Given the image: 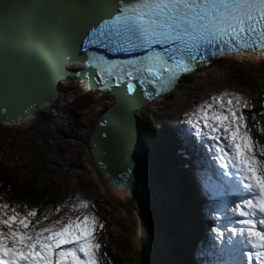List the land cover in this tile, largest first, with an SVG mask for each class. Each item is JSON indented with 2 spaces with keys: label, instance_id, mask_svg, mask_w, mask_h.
I'll list each match as a JSON object with an SVG mask.
<instances>
[{
  "label": "rangeland",
  "instance_id": "374dc122",
  "mask_svg": "<svg viewBox=\"0 0 264 264\" xmlns=\"http://www.w3.org/2000/svg\"><path fill=\"white\" fill-rule=\"evenodd\" d=\"M76 77L67 75L62 78L60 93L48 106L39 109L29 124H26L28 119L10 125L0 122V173L9 175L19 190L32 186L36 195L59 193L66 197L65 209L48 217V220H41L39 226H45L61 217L66 222L69 216L82 218L85 214L94 215L98 225L103 224L102 228L97 226L95 230L97 240L102 245L99 252L100 264H160L150 249L162 246L153 236L159 228L161 231L163 228L167 231L169 248L163 249L162 252L166 256L164 259L172 264H177V260L181 261L180 264H196L195 248L200 241L213 240L214 247L218 250L216 253H222V249L228 252V248H233L227 243L228 230L237 226L234 222L240 217L231 209L240 199H246V192L233 193L234 189L228 179L221 175L222 169L216 160L217 154L213 147L220 142L210 139L218 133H212L210 129L205 128L203 121L197 119L199 114L196 117H188L186 108L188 106L191 110L195 105L199 107L205 102H213L214 108L219 109L220 101H213V97H219L225 92L239 93L248 100L249 107L244 109L248 123L254 135L264 143V135L258 133L260 126L264 125V58H238V61L232 57L213 58L206 66L197 67L179 77L165 97L155 104L141 106L136 113L140 136H143L141 145L149 176L161 188L162 194L166 192L169 195L173 206L175 193L172 190L176 191V186L182 185L188 202V191L192 184L188 179H191L190 172H193L201 202L205 199L197 207L193 206L191 200L189 211L184 208V215L189 221V230L186 224L185 230L189 232L185 231L182 238L178 235L179 241L172 236L181 233L179 226L184 225L183 218L179 219L177 226H172L175 208L172 207L173 211L165 210L163 196L156 187L146 191L144 184H137V187L142 185V189L145 187V191L139 193V203L137 199L132 198L130 191H126L128 194H121L115 190L95 168L90 156L89 135L100 112L115 98L108 90L92 88L84 91L83 85ZM228 99L227 96L223 97L225 105ZM189 119L194 123L198 122L202 132L207 135H198ZM187 127L191 130L188 135L180 136L177 133ZM197 137L200 139L198 142ZM187 144L191 150H197L199 147L202 149L207 156V166L217 175L218 181L213 179L207 186V179L211 177L208 170L205 169L207 175L204 177L205 174L200 168L186 167L188 162L178 148ZM194 161L197 166L204 160ZM194 170L202 173V186L198 185L199 178H196ZM167 184L169 190L172 186L171 191L167 189ZM135 189L137 190L136 186ZM195 194L197 193L194 192ZM206 195L215 199L216 210L220 216L213 217L215 219L212 224L206 225L203 236L200 237L196 236V233L199 234L196 220L199 221L201 216H205L203 204L207 200ZM226 197L228 200H225ZM133 199L146 219L145 229L150 248L144 249V234L141 236L139 232V225L144 222L136 213ZM81 200L89 201V206L73 207ZM216 227L224 232L222 240L217 239V234L212 231ZM180 239H184L182 245L179 243ZM237 239L238 236H233L234 241ZM239 245L240 250L237 248ZM248 246L245 243L237 244L233 248L237 250L231 258L233 261L222 259L221 264H239L240 254L247 258V250L244 249Z\"/></svg>",
  "mask_w": 264,
  "mask_h": 264
},
{
  "label": "snow or ice",
  "instance_id": "6c2138e0",
  "mask_svg": "<svg viewBox=\"0 0 264 264\" xmlns=\"http://www.w3.org/2000/svg\"><path fill=\"white\" fill-rule=\"evenodd\" d=\"M105 25H110L107 32L103 31ZM92 31L100 38L89 37L85 43L113 52L146 50L135 57L136 63L128 61V69L121 68L120 73L130 76L134 71L159 84V94L173 85L180 72L191 67L193 52H199L201 45L223 42L228 47L221 51L254 45L264 48V0H121L112 20ZM88 63H93L91 57ZM105 63L109 76L114 75L117 62ZM128 90L132 91L131 85ZM225 96L229 97L226 105ZM212 100L220 101L219 109L213 102H205L191 115L198 113V121L218 133L210 139L220 142L213 147L221 175L234 190L246 192L249 197L240 199L231 209L240 218L234 222L237 226L228 230L227 243L233 248L239 243L248 244L245 264H264V143L248 123L246 97L225 92ZM189 123L198 135H207L198 122L189 119ZM258 133L264 135V125ZM88 206L89 201L81 200L73 207ZM42 219L48 220V216L39 215L36 209L25 213L0 203V264H100L102 245L95 230L103 224L98 225L94 215L69 216L66 222L61 217L39 226ZM212 231L217 239H223L219 227ZM233 236L238 239L234 241Z\"/></svg>",
  "mask_w": 264,
  "mask_h": 264
},
{
  "label": "water",
  "instance_id": "95a60500",
  "mask_svg": "<svg viewBox=\"0 0 264 264\" xmlns=\"http://www.w3.org/2000/svg\"><path fill=\"white\" fill-rule=\"evenodd\" d=\"M99 1L108 3L98 6L84 0H0V122L15 124L27 115L34 116L60 93V80L67 75L85 79L86 88H109L115 99L95 120L89 150L102 177L113 188L124 190L130 182L149 175L138 119L132 109L156 97L158 91L134 103L122 93L123 85L120 92L111 88L108 72L104 73L103 82L87 79L96 61L112 60L93 55L89 43H84L81 55L73 52L72 36L68 39L66 34L80 15L95 10L85 41L92 38V30L97 29L99 22L118 12L121 6V0ZM71 60L83 62L86 68H66L65 62ZM113 60L128 62L121 58ZM176 83L177 78L161 92L169 91Z\"/></svg>",
  "mask_w": 264,
  "mask_h": 264
},
{
  "label": "trees",
  "instance_id": "16d2710c",
  "mask_svg": "<svg viewBox=\"0 0 264 264\" xmlns=\"http://www.w3.org/2000/svg\"><path fill=\"white\" fill-rule=\"evenodd\" d=\"M197 107L198 105H195L193 106V109L190 110L187 106L186 108L187 116L191 117L192 116L191 113H193L197 109ZM190 131H191L190 128L187 127L186 129L183 128L181 131L178 130L177 133L180 134V136H183L184 134L188 135ZM196 140L199 141L200 139L197 137ZM185 144H186V141H185ZM178 151L182 153V151L179 148H178ZM186 159L188 158H185V160ZM201 171L205 172L204 169ZM190 173L192 174V172ZM186 174H187V170H186ZM195 175L201 178V175L199 173L196 172ZM188 180L193 182V178L188 179ZM186 182H187V179H186ZM168 184H169V180H168ZM168 184H167V189H168ZM153 185L161 192V188L155 183V181H153ZM171 187L172 186H170V190L168 189L169 191H171ZM189 189L191 192V187H189ZM117 191L123 194L121 191L119 190ZM172 192L175 193V197H173V206H172L171 201L169 200V195L166 192L164 194H162L161 192V194L163 196V201L165 202V210L173 211L172 207L175 208L176 214L172 215V221H171L172 226L174 224L177 226L179 219L183 218L184 225L179 226V228L181 229L180 230L181 233L174 234L173 236L171 234L172 238L176 239V241H179L178 240L179 236L180 238H182V235H184L186 231L185 224L187 225V230H189L188 217L184 215L183 211H184V208L185 210L189 208L191 200H192L191 196L194 195V193L189 196V201L187 202L185 198V194L182 193L181 190L180 192H177L173 189ZM206 197H207V200L203 204V207L208 217H205V220H208L210 222L211 219H215L213 217L220 216V213H218L214 208L215 207L214 199L211 198L209 195H206ZM64 200L66 201V197L60 195L59 193L58 194H47V195H42V194L36 195L35 189L32 186L19 190L14 180H12V178L9 175L0 173V203H8L9 205L14 206L17 211H22L26 213L30 209H36L39 215H47L48 217H50L62 211L63 209H65ZM22 206H27V207H22ZM57 208H59L60 210L56 211ZM186 232H189V231H186ZM153 236L156 237V240L158 239L162 245V246L150 248L149 240H148L149 238L147 239V247L151 249V251L154 254L155 259H157L160 264H172V262L170 261L167 262L164 259L165 255L162 252L163 249L168 247V244L170 242L166 229L163 228V231H161V229L159 228V230L155 231ZM183 241L184 239H180V242H179L180 245L183 244ZM195 249H196L195 255L197 256L196 264H221L222 259L223 260L230 259V262L233 261L231 259V256L234 252L233 249H231L229 253L226 252L227 254L225 255H223V253H221L220 251L219 253H216V251L218 250L214 247V241L210 239L198 242ZM180 263L181 261L178 262L177 260V264H180Z\"/></svg>",
  "mask_w": 264,
  "mask_h": 264
},
{
  "label": "bare ground",
  "instance_id": "6f19581e",
  "mask_svg": "<svg viewBox=\"0 0 264 264\" xmlns=\"http://www.w3.org/2000/svg\"><path fill=\"white\" fill-rule=\"evenodd\" d=\"M83 1V0H82ZM86 3H90V1H93V3L94 4H96V5H103V4H107L108 2H104V3H102V2H100L99 0H84ZM107 1H109V0H107ZM127 3V2H126ZM94 15H95V10H91L90 12H88V13H83L82 15H80L79 17H78V19H76V22H75V24L74 25H72V30L71 31H68V33L66 34V36H68V39L69 38H71V36H72V39H71V41L70 42H72V45H73V47H72V51L74 52V51H76V53L77 54H82L83 53V51H82V49H83V45H84V43H85V38H86V34H87V32H88V26H89V24L91 23L90 22V20H93V18H94ZM240 56H232V58L234 59V58H236L237 59V61H238V58H239ZM249 59H253V60H258V59H262V58H260L259 56H257V55H251L250 56V58ZM250 61V60H249ZM97 64H99L100 66L99 67H97L96 66V73H101V74H103L104 75V73H107L108 71H107V68H108V65L105 63V62H101V61H98L97 62ZM96 64V65H97ZM80 66H81V62L80 61H74V60H71V61H67V62H65V67L66 68H69V69H77V68H80ZM121 68H123V69H128V64L127 63H122V62H117V66L116 67H114L113 68V71H114V75H111V77H113V78H115V79H130V78H140V77H142V76H139L136 72H132V75H126V74H124V75H121V73H120V69ZM75 76H77V75H75ZM182 76V74L180 75H178L177 76V79L179 78V77H181ZM77 78V80L83 85V87L85 88V89H87V90H89V89H92V88H97V89H99V90H108L109 91V88H98V87H96V86H92V87H90V88H86L85 87V79H83V78H81V77H79V76H77L76 77ZM173 88V87H172ZM171 88V89H172ZM170 89V90H171ZM169 90V91H170ZM168 90L167 91H165V92H161V93H159L156 97H154L153 99H150V100H147L146 102H143L142 104H140L138 107H136V108H133L132 109V112L133 113H135V115H136V113H137V111L141 108V106H143V105H147V104H155V103H157L159 100H161L163 97H165L166 96V93L167 92H169ZM59 94V93H58ZM56 98V97H55ZM54 98V99H55ZM53 99V100H54ZM49 104H47V105H44L43 107H46V106H48ZM42 107V108H43ZM35 116L36 115H34V116H30V115H27L23 120H27L28 119V122L26 123V124H29L34 118H35ZM137 118V117H136ZM22 120V121H23ZM138 121V120H137ZM4 124H8V125H10L9 123H4ZM16 124V123H15ZM138 125H139V122H138ZM139 127V126H138ZM140 129V128H139ZM140 135H141V130H140ZM143 136H141V138H142ZM188 138H186V140H187ZM185 140V141H186ZM189 140V139H188ZM226 143V142H225ZM188 145V144H187ZM192 151H194L195 153H198V157L199 158H203V159H205L206 160V155L204 154V152L202 151V149L199 147V149H197V150H192ZM206 163V162H205ZM182 167V166H181ZM209 167V166H208ZM186 176V174L184 175V177ZM177 178V177H176ZM149 179H151L150 178V176L148 175V177H146V176H141V178H139V180L137 179V180H135V181H132V182H130L127 186H125V188H124V191H130V193H131V195H132V198H134V199H137V201L140 203V201H141V199H140V197H139V193L140 192H144L145 191V189H146V191L147 190H149V189H153L152 187H155L154 185H153V183L151 182V181H149ZM177 180L179 181L180 179H179V177L177 178ZM182 181V180H181ZM144 184V186L146 187H144L143 189H142V185H140V186H138L137 187V184ZM135 186H136V188H137V190L135 189ZM129 187H133L132 189H129ZM190 187H191V192H190V195L191 194H193L194 192H196L197 194H195V195H192L191 196V199L193 200L192 202V204H193V206H195V207H197L199 204H201L202 202H201V198H200V194H199V192H198V190H197V188H196V184H195V182H194V178H193V182H192V184L190 185ZM233 193H235V194H238V193H241V191H237V190H234V192ZM234 196V195H233ZM194 197H198L196 200H194L193 198ZM231 197V196H230ZM229 197V198H230ZM236 197H237V195H236ZM244 197L246 198V199H248L249 197H248V193H246V194H244ZM133 199V200H134ZM226 200H228V198L226 197ZM201 202V203H200ZM133 203H134V208H136L137 209V214L140 216V218L142 219V221L145 223H142L141 221H139V222H141L140 223V225H139V232H140V234H141V236L144 234V238H146V219L144 218V216H143V212L141 211V209H140V207H139V205L137 204V202L134 200L133 201ZM191 209V207H189V208H187V211H189ZM143 217V218H142ZM196 224L197 225H199V234L198 233H196V236H199L200 235V237H202L203 236V229H204V227H203V225H202V223H201V220H199V221H197L196 220ZM145 227H144V226ZM189 225V224H188ZM189 228V227H188ZM144 232V233H143ZM237 248H238V250H240V245L239 246H237ZM244 250H247V252L250 250V247L248 246V248H245ZM246 260H247V258H245L242 254H240V257H239V259H238V261H239V264H245V262H246ZM242 261V262H241ZM178 262H180V261H178ZM241 262V263H240Z\"/></svg>",
  "mask_w": 264,
  "mask_h": 264
}]
</instances>
